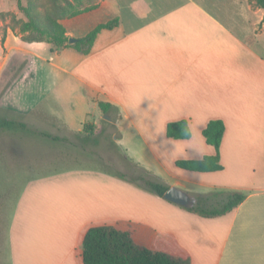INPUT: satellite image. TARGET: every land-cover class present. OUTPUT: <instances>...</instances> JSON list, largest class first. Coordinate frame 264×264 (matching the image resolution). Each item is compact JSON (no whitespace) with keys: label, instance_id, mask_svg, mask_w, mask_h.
I'll use <instances>...</instances> for the list:
<instances>
[{"label":"crops","instance_id":"crops-1","mask_svg":"<svg viewBox=\"0 0 264 264\" xmlns=\"http://www.w3.org/2000/svg\"><path fill=\"white\" fill-rule=\"evenodd\" d=\"M109 1L63 20L69 39L86 36L101 22L117 18L119 23L103 29L89 53L70 42L59 49L81 54L66 65L53 62L67 73L61 83L46 79L34 61L35 56L44 58L37 49L51 42L8 32L0 42L1 67L11 65L20 76L0 81V105L26 123L61 121L66 127L62 97L79 88L101 118L105 113L100 103L113 105L109 115L120 132L119 145L123 142L121 147L148 174L146 179L177 186L196 202L210 196L209 204H218L236 191L246 197L230 212L211 217L148 191L145 180L142 185L106 179L115 186L110 194L103 192L105 180L99 178L54 177L49 185L32 190L34 199L24 213L50 236L25 245L20 239L16 257L21 264H84L86 233L109 225L131 232L140 247L190 264H264V49L259 48L264 9L259 7L260 17L245 31L230 27L198 0H114L116 11L107 6ZM102 9L104 19L88 20ZM83 24L88 27L80 33ZM72 106L76 110L74 102ZM182 119L194 125L192 136L169 137L168 123ZM212 119L226 124L220 146L224 169L201 172L177 166L179 159L216 154L203 135ZM158 123L165 134L150 141ZM164 138L172 142L169 150L184 143V151L163 157L154 153L151 143ZM18 232L24 241L26 228L19 226Z\"/></svg>","mask_w":264,"mask_h":264},{"label":"rangeland","instance_id":"rangeland-1","mask_svg":"<svg viewBox=\"0 0 264 264\" xmlns=\"http://www.w3.org/2000/svg\"><path fill=\"white\" fill-rule=\"evenodd\" d=\"M100 1L102 0H0V42L6 38L5 30L7 33L14 31L24 39L28 38L29 32H22L21 28L30 20V14L43 18L46 9L53 6L70 11L73 5L81 9L92 8ZM198 1H202L204 8L213 15L227 20L228 25L234 29L242 28L246 31L253 28L255 24L252 25L251 22H256L261 15L260 8L251 2H248V5L250 4L248 6L246 0ZM107 6L112 11H116L114 0H110ZM103 14L102 9L93 12L87 18L89 21H100L104 19ZM86 27L88 26L83 24L77 31L85 32ZM260 29L261 25L258 26L259 31ZM259 48L264 49V38ZM37 51L44 58L35 56L34 61L43 71L44 77L56 83L66 81L67 73L60 70L53 62L64 64L66 60L81 56L75 50H59L53 43H45ZM59 53L62 55L60 56ZM22 62H27V59H23ZM18 64L15 62L14 66ZM1 66L0 62V81L10 82L19 78L20 72H13L11 65ZM61 91L59 90V93ZM82 93L83 91L77 88L71 95L62 97L64 106L62 114L67 118L66 127L61 121L37 123L30 120L27 124L36 130L37 134L17 131L0 135V264H21L20 257L18 255L16 257L15 254L20 239L25 245L50 236L45 231H39L41 226L26 218L24 214L28 203L34 199L31 195L35 188L49 185L54 177L99 178L105 180L102 186L103 192L111 194L115 186L106 179L119 180L124 184H134L132 180H135L144 185V178L148 177L140 166L131 161L130 153L121 147L123 142L119 145L120 132L115 124V118L107 119L106 114L101 118L100 113L90 105V102L84 101ZM2 94L0 89V97ZM72 102L75 103L76 110H73ZM0 115L25 122L22 115L2 105H0ZM90 122L98 123L95 124L92 133L88 134L84 130L78 133L84 128L85 123ZM50 124H54L55 128H51ZM43 131L54 132L62 139L54 140L44 136L40 133ZM42 179H47L44 181L46 183H39ZM27 188H30L28 193H26ZM24 194L26 199L21 203ZM193 202L194 205L196 201ZM192 204L181 206L188 211L200 213L193 209ZM19 226L26 228L24 241L18 232ZM15 227L17 229H14Z\"/></svg>","mask_w":264,"mask_h":264},{"label":"trees","instance_id":"trees-1","mask_svg":"<svg viewBox=\"0 0 264 264\" xmlns=\"http://www.w3.org/2000/svg\"><path fill=\"white\" fill-rule=\"evenodd\" d=\"M80 1V0H78ZM260 8L264 9V0H251ZM69 4L72 5L71 2ZM91 7L81 9L75 8L70 11L59 9L57 6L47 8L43 18L30 14V20L23 24L22 32H29L26 40H46L56 45L58 49L69 44L67 30L63 20L72 18ZM117 18L107 22L99 23L86 36L80 38L74 44L79 50L89 53L96 37L103 29H112L117 26ZM7 34V30H5ZM100 106L105 114H109L113 109L111 103L101 102ZM190 122L186 119L172 121L167 125V135L175 139H186L192 136L189 132ZM95 123H85L84 131L92 133ZM22 131L27 134H37L26 122L0 115V135L3 133H13ZM226 132V124L221 119H212L203 130L206 141L214 145L217 152L213 155H206L200 159H179L177 166L201 172L219 171L224 169L221 161L220 146ZM42 135L54 140L62 139L49 132H40ZM145 184L149 190L164 197L170 185L146 179ZM135 183V180H132ZM210 196L199 197L198 202L193 205V209L204 216L224 215L237 207L246 197L242 192L229 193L227 197L218 204H209ZM84 264H190L188 260L174 258L167 253L153 251L146 247L138 246L129 231H121L114 226L100 225L91 227L85 235L83 241Z\"/></svg>","mask_w":264,"mask_h":264},{"label":"clouds","instance_id":"clouds-1","mask_svg":"<svg viewBox=\"0 0 264 264\" xmlns=\"http://www.w3.org/2000/svg\"><path fill=\"white\" fill-rule=\"evenodd\" d=\"M132 110H135V108H133ZM193 127H194V125L192 123H190L189 127H188L189 132H191ZM164 134H165V130H164L163 126H161L158 123L157 127H156V135L154 137H150L149 139H150V141H156V138L158 135L164 136ZM171 143L172 142L169 139L164 138V139H161V141L159 143H155V142L151 143L150 147L154 153H160L161 157H163L169 151H171L173 155H175L177 153H182L184 151V148H185L184 143L173 144L172 145L173 147L171 148V150H169L167 145H169ZM187 143L189 145L195 146L194 142L192 140L188 141Z\"/></svg>","mask_w":264,"mask_h":264},{"label":"water","instance_id":"water-1","mask_svg":"<svg viewBox=\"0 0 264 264\" xmlns=\"http://www.w3.org/2000/svg\"><path fill=\"white\" fill-rule=\"evenodd\" d=\"M78 40H79L78 38L71 37L69 39V42L76 43L78 42ZM105 118L111 119V116L109 114H106ZM164 198L166 200H169L171 202H174V203H177L183 206H190L193 203V200L188 194V192H186L185 190L177 186H170L169 189L164 194Z\"/></svg>","mask_w":264,"mask_h":264},{"label":"bare ground","instance_id":"bare-ground-1","mask_svg":"<svg viewBox=\"0 0 264 264\" xmlns=\"http://www.w3.org/2000/svg\"><path fill=\"white\" fill-rule=\"evenodd\" d=\"M195 23V22H194Z\"/></svg>","mask_w":264,"mask_h":264}]
</instances>
